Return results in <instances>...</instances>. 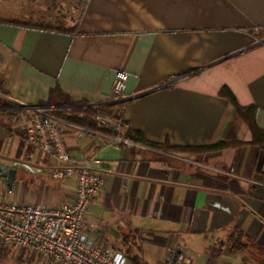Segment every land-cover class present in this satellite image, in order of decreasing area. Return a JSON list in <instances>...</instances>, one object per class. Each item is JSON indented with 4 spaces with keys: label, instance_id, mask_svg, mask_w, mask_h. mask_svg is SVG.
<instances>
[{
    "label": "crops",
    "instance_id": "0c3cea01",
    "mask_svg": "<svg viewBox=\"0 0 264 264\" xmlns=\"http://www.w3.org/2000/svg\"><path fill=\"white\" fill-rule=\"evenodd\" d=\"M63 1L80 8L67 30L22 26L0 13V165L15 170L12 187L0 174V190L46 206L75 196V181L51 177L47 154L28 142L19 104L49 102L53 91L83 102L77 106L121 101L128 125L151 142L239 144L181 152L67 126L71 155L93 158L107 173L86 214L90 234L129 264H180L189 254L193 264H242L264 254V147L221 94L227 86L241 105H255L264 129V0ZM119 70L129 78L115 97ZM180 74L176 86L158 87ZM236 234L250 251L232 250Z\"/></svg>",
    "mask_w": 264,
    "mask_h": 264
},
{
    "label": "built area",
    "instance_id": "2783aa9c",
    "mask_svg": "<svg viewBox=\"0 0 264 264\" xmlns=\"http://www.w3.org/2000/svg\"><path fill=\"white\" fill-rule=\"evenodd\" d=\"M186 75H173L158 87L176 86ZM129 73L119 70L113 86V96L121 95ZM19 112L30 121L27 140L45 152L51 161L49 174L57 179H72L76 183L73 201L58 206L37 202L16 201L0 190V242L41 255L51 264H129L124 252L105 244L85 228L86 214L98 202L107 183V173L93 165V158L77 161L65 141V129L76 123L57 115L39 104H19ZM98 121L120 130L119 122L98 115ZM119 143L129 142L117 136ZM187 255L180 264H193Z\"/></svg>",
    "mask_w": 264,
    "mask_h": 264
},
{
    "label": "trees",
    "instance_id": "16d2710c",
    "mask_svg": "<svg viewBox=\"0 0 264 264\" xmlns=\"http://www.w3.org/2000/svg\"><path fill=\"white\" fill-rule=\"evenodd\" d=\"M4 21L16 23L22 26L27 27H38V28H44V29H62V28H56L51 25H45V24H38V23H31V22H25L21 21L19 19H5ZM63 30H67V28H63ZM264 31V30H261ZM261 31H259V35H261ZM1 88V87H0ZM56 91H53L52 98L49 102H40L39 105H51L54 106L51 111L56 113L57 115L64 117L76 124H81L84 126H96L99 128H102L104 130H107L108 132L112 133L116 136H121L127 141H131L137 144H144V145H150L159 149H169V150H175V151H193V152H206V151H212V150H219L224 149L227 147H231L234 145L239 144L238 142H226V141H219L212 145H206L201 147H183V146H170L169 144H159L155 142L149 141L144 133L141 130L133 129L131 126L128 125L127 121L124 118V112H123V104L121 101L117 102H111L106 104H99V105H84V106H77L80 103H83L81 101H77L70 96L66 94H57L55 95ZM221 94L228 97L231 103L233 104L235 111L237 115L249 126L251 129V132L253 134V141L252 143L260 145L261 147H264V129H262L258 123H257V107L255 105H249V106H243L239 103L236 96L233 94L231 89L227 86L223 87ZM62 106H71L68 107H62ZM98 115H104L109 116L120 123L121 128L118 130L117 128L113 126H109L107 124H103L100 121L96 119ZM121 144H123L121 142ZM237 240L233 243L232 250H241L243 248L248 247V243H244L238 239L237 234L236 237ZM177 258L179 259L182 255L181 252L175 253ZM131 259L135 262H137V257L132 256ZM177 259V260H178ZM246 258L243 259L242 264H249L246 262Z\"/></svg>",
    "mask_w": 264,
    "mask_h": 264
},
{
    "label": "rangeland",
    "instance_id": "374dc122",
    "mask_svg": "<svg viewBox=\"0 0 264 264\" xmlns=\"http://www.w3.org/2000/svg\"><path fill=\"white\" fill-rule=\"evenodd\" d=\"M79 10L77 4L63 0H0L1 14L16 16V19L25 22L42 23L62 29L75 22ZM261 35H264V31H261ZM246 249L250 251V248ZM246 260L249 264H264V254L253 253ZM0 264H51V262L37 253L0 242Z\"/></svg>",
    "mask_w": 264,
    "mask_h": 264
},
{
    "label": "water",
    "instance_id": "95a60500",
    "mask_svg": "<svg viewBox=\"0 0 264 264\" xmlns=\"http://www.w3.org/2000/svg\"><path fill=\"white\" fill-rule=\"evenodd\" d=\"M0 174H2L3 176H7L8 185L10 187H12V184H13V181H14V177H15V170L9 169L6 166L0 165Z\"/></svg>",
    "mask_w": 264,
    "mask_h": 264
}]
</instances>
